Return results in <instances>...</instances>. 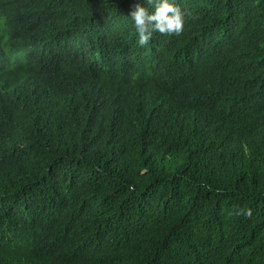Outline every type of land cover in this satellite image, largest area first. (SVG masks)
I'll list each match as a JSON object with an SVG mask.
<instances>
[{
	"label": "trees",
	"instance_id": "trees-1",
	"mask_svg": "<svg viewBox=\"0 0 264 264\" xmlns=\"http://www.w3.org/2000/svg\"><path fill=\"white\" fill-rule=\"evenodd\" d=\"M138 3L154 11L144 0H73L10 20L16 35L71 25L62 56L91 57L54 106L0 97L10 134L0 143V238L12 243L0 250L40 264H77L75 253L80 264H264V0H174L183 31L157 33L146 47L130 17ZM81 33L114 41L76 49ZM117 40L128 48L118 51ZM132 57L184 81L154 80L184 101L149 126L97 102L101 70ZM231 96L244 99L234 111L248 117L228 114Z\"/></svg>",
	"mask_w": 264,
	"mask_h": 264
},
{
	"label": "clouds",
	"instance_id": "clouds-1",
	"mask_svg": "<svg viewBox=\"0 0 264 264\" xmlns=\"http://www.w3.org/2000/svg\"><path fill=\"white\" fill-rule=\"evenodd\" d=\"M72 2L73 0H0V97L17 101L26 95H35L44 104L52 106L63 97H67L73 76L79 68L88 65L91 57L90 54L62 56L67 28L71 25L44 34L16 35L11 30L10 20L22 18L35 20L36 16L42 17L58 5L70 7ZM144 2L151 5L154 11L138 3L130 14L139 46L146 47L157 33L179 35L183 31L185 13L174 0ZM113 41L114 39L107 38L103 43H96L93 35L81 33L74 47L88 51H103L105 46ZM115 43L118 51L128 48L124 40H117ZM52 53L53 59L58 60L59 64H55V60H49ZM98 57L96 55L94 59ZM112 73L117 74L116 79L110 78ZM101 74L105 78L98 84L100 96L97 102L100 100V107L108 116L122 114L149 126L173 106L183 105V94L172 90L167 84L160 88L154 86V80L159 77L178 84L184 83L168 73L162 62L151 63L148 57H132L125 65L115 64L112 70H101ZM131 85L136 88H130ZM79 89L82 92L86 91L84 86H79ZM186 92L187 88L184 89L185 96ZM46 94L52 96L49 103L40 99ZM174 94L183 99L170 100ZM228 100L233 105V110L227 108L228 114L236 119L248 117L235 112H240L239 108L245 104L244 99L238 100L236 96H231ZM2 104L4 103L0 100V105ZM246 111H251L247 104ZM9 136L7 128L0 124V143H9ZM247 215L250 217L251 211H248ZM0 241L12 245L9 240L0 238ZM14 255L19 256L20 264H40L39 261H29L21 251L13 249L11 253H4L0 250V256ZM74 261L80 264L81 256L75 253Z\"/></svg>",
	"mask_w": 264,
	"mask_h": 264
}]
</instances>
